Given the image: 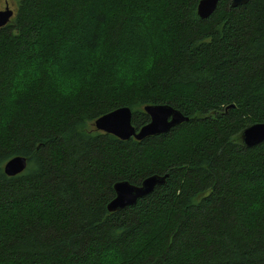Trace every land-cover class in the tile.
I'll return each mask as SVG.
<instances>
[{"label": "trees", "instance_id": "16d2710c", "mask_svg": "<svg viewBox=\"0 0 264 264\" xmlns=\"http://www.w3.org/2000/svg\"><path fill=\"white\" fill-rule=\"evenodd\" d=\"M0 27V264H264V0H14ZM1 2V0H0ZM149 65H153L148 71ZM189 116L142 140L93 122ZM28 158L9 176L6 161ZM167 175L110 211L115 184Z\"/></svg>", "mask_w": 264, "mask_h": 264}, {"label": "water", "instance_id": "95a60500", "mask_svg": "<svg viewBox=\"0 0 264 264\" xmlns=\"http://www.w3.org/2000/svg\"><path fill=\"white\" fill-rule=\"evenodd\" d=\"M232 6H239L249 0H231ZM220 0H200L198 15L202 19L212 15L219 6ZM15 15V9L10 7L8 1L4 9H0V27L7 25ZM150 116V121L137 129L133 124V112L130 107L124 106L105 113L93 122L94 127L106 133H111L121 139L132 137L142 140L168 132L171 128L189 120L181 110L171 104H147L144 107ZM242 139L246 146H254L264 141V122H258L248 126L242 133ZM28 165V158L24 155H16L5 162L4 171L9 176L22 173ZM167 175H151L144 179L141 184H132L128 180H121L115 184L116 196L108 203L110 211H117L127 206L134 205L138 199L151 193L156 186L165 183Z\"/></svg>", "mask_w": 264, "mask_h": 264}, {"label": "rangeland", "instance_id": "374dc122", "mask_svg": "<svg viewBox=\"0 0 264 264\" xmlns=\"http://www.w3.org/2000/svg\"><path fill=\"white\" fill-rule=\"evenodd\" d=\"M6 1L9 2L11 8H13V9L16 8V5H15L16 3H15L14 0H1V2H0V9H4L5 8Z\"/></svg>", "mask_w": 264, "mask_h": 264}, {"label": "clouds", "instance_id": "9594fccd", "mask_svg": "<svg viewBox=\"0 0 264 264\" xmlns=\"http://www.w3.org/2000/svg\"><path fill=\"white\" fill-rule=\"evenodd\" d=\"M152 67H153V65H149V67H148V71H151V69H152Z\"/></svg>", "mask_w": 264, "mask_h": 264}]
</instances>
